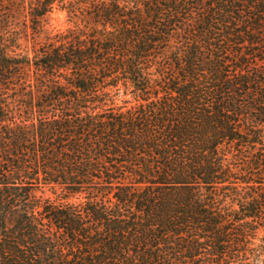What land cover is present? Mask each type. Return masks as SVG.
Wrapping results in <instances>:
<instances>
[{
    "label": "trees",
    "instance_id": "obj_1",
    "mask_svg": "<svg viewBox=\"0 0 264 264\" xmlns=\"http://www.w3.org/2000/svg\"><path fill=\"white\" fill-rule=\"evenodd\" d=\"M0 264H264V0H0Z\"/></svg>",
    "mask_w": 264,
    "mask_h": 264
},
{
    "label": "rangeland",
    "instance_id": "obj_2",
    "mask_svg": "<svg viewBox=\"0 0 264 264\" xmlns=\"http://www.w3.org/2000/svg\"><path fill=\"white\" fill-rule=\"evenodd\" d=\"M56 20L53 21L54 26L58 27V28H63L65 27V22H66V16L63 13H58L55 15Z\"/></svg>",
    "mask_w": 264,
    "mask_h": 264
}]
</instances>
